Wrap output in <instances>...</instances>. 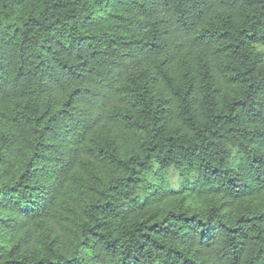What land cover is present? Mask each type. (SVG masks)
<instances>
[{"label": "trees", "instance_id": "16d2710c", "mask_svg": "<svg viewBox=\"0 0 264 264\" xmlns=\"http://www.w3.org/2000/svg\"><path fill=\"white\" fill-rule=\"evenodd\" d=\"M260 47L264 0H0V264H264Z\"/></svg>", "mask_w": 264, "mask_h": 264}, {"label": "rangeland", "instance_id": "374dc122", "mask_svg": "<svg viewBox=\"0 0 264 264\" xmlns=\"http://www.w3.org/2000/svg\"><path fill=\"white\" fill-rule=\"evenodd\" d=\"M259 49L263 52V56H264V47H260ZM171 181L173 184H176V176L174 174H172Z\"/></svg>", "mask_w": 264, "mask_h": 264}]
</instances>
